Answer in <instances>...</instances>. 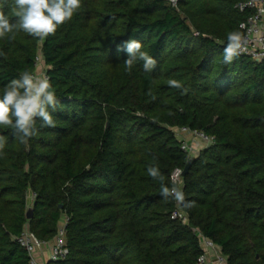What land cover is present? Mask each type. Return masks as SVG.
I'll return each mask as SVG.
<instances>
[{
	"label": "trees",
	"instance_id": "1",
	"mask_svg": "<svg viewBox=\"0 0 264 264\" xmlns=\"http://www.w3.org/2000/svg\"><path fill=\"white\" fill-rule=\"evenodd\" d=\"M244 1L82 0L55 35L0 40V90L36 73L42 55L60 101L56 126L37 120L27 148L0 126V264H31L20 236L51 242L63 223L69 253L47 264H198L199 232L226 264H264V60L224 63L228 34L250 14L236 8ZM130 39L154 70H126L117 46ZM185 126L213 144L190 156L174 132ZM193 158L184 204L166 199L148 168L171 188Z\"/></svg>",
	"mask_w": 264,
	"mask_h": 264
},
{
	"label": "clouds",
	"instance_id": "2",
	"mask_svg": "<svg viewBox=\"0 0 264 264\" xmlns=\"http://www.w3.org/2000/svg\"><path fill=\"white\" fill-rule=\"evenodd\" d=\"M81 6L82 0H0V40L12 39L20 32L44 40L71 21ZM237 40L238 34H228L224 63H231L236 56L239 48ZM142 47V43L135 39L117 46V51L127 53L124 64L129 73L138 61H143L146 72L155 69L157 61L148 52L142 51ZM168 83L177 89L183 87L175 79H170ZM59 105L56 89L47 75L23 70L0 90V126L11 128L15 139L27 148L30 140L38 135L37 120L41 121V127L56 126L52 113L57 111ZM6 142V138L0 135V157L6 155ZM148 173L161 182L162 196L185 202L184 193L179 187L165 186L164 177L157 167L150 166Z\"/></svg>",
	"mask_w": 264,
	"mask_h": 264
},
{
	"label": "built area",
	"instance_id": "3",
	"mask_svg": "<svg viewBox=\"0 0 264 264\" xmlns=\"http://www.w3.org/2000/svg\"><path fill=\"white\" fill-rule=\"evenodd\" d=\"M167 1L173 6H178L180 2V0ZM236 8L241 12L250 11L247 19L240 25L242 33L238 35V40L236 41L239 45L237 53L251 57L255 61L262 62L264 60V0H246L238 3ZM41 64L45 65V61L43 56L39 55L37 57L36 73H40L39 69L41 68ZM43 72L40 74L46 75L45 71ZM174 132L182 143V149L193 157L199 155L203 149L211 146L214 142V138L207 135L204 131L195 130L187 126L176 128ZM183 171V169L178 168L171 176L173 185L179 187L181 190H183ZM174 216L182 219L184 222H188L189 220L188 215L181 209ZM198 235L203 248V254L199 258L198 264H226V258L220 248L201 232ZM19 242L27 249L31 257V264H40L38 253L45 246L49 245V242L39 239L28 228L20 236ZM68 253L66 229L65 223H63L57 236L51 243L50 261L65 259Z\"/></svg>",
	"mask_w": 264,
	"mask_h": 264
},
{
	"label": "crops",
	"instance_id": "4",
	"mask_svg": "<svg viewBox=\"0 0 264 264\" xmlns=\"http://www.w3.org/2000/svg\"><path fill=\"white\" fill-rule=\"evenodd\" d=\"M50 255H51V243H49V245H47L46 248H44V250H41L38 253V260L40 264H47V262L50 260Z\"/></svg>",
	"mask_w": 264,
	"mask_h": 264
},
{
	"label": "water",
	"instance_id": "5",
	"mask_svg": "<svg viewBox=\"0 0 264 264\" xmlns=\"http://www.w3.org/2000/svg\"><path fill=\"white\" fill-rule=\"evenodd\" d=\"M193 162H194V158L191 159V160L189 161L188 165H187L186 168L184 169V171H183V175H184V176H186L187 173L189 172L190 167H191V165H192ZM182 191H183L184 196H185V191H184V189H183ZM179 204H180V205H183L184 202H179ZM27 217H28L29 219H31V218L33 217V210H32V208L29 209V211H28V213H27Z\"/></svg>",
	"mask_w": 264,
	"mask_h": 264
},
{
	"label": "rangeland",
	"instance_id": "6",
	"mask_svg": "<svg viewBox=\"0 0 264 264\" xmlns=\"http://www.w3.org/2000/svg\"><path fill=\"white\" fill-rule=\"evenodd\" d=\"M179 13L183 16V17H185V18H187V16H188V13L186 12V11H183V12H181V11H179ZM187 21H188V23L192 26V28H193V30H195L194 29V25H193V17H189L188 19H187ZM196 31V30H195ZM43 64V63H42ZM41 64V68L39 69V71H40V73H44L43 71H45V69H46V67H45V65H42ZM195 143H197V142H195ZM53 241V240H52ZM52 241L51 242H49V243H52ZM44 248H46V246L44 247ZM44 248L42 249V250H44ZM50 261V260H49Z\"/></svg>",
	"mask_w": 264,
	"mask_h": 264
}]
</instances>
